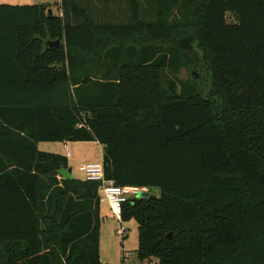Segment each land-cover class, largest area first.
<instances>
[{"label":"trees","instance_id":"1","mask_svg":"<svg viewBox=\"0 0 264 264\" xmlns=\"http://www.w3.org/2000/svg\"><path fill=\"white\" fill-rule=\"evenodd\" d=\"M148 3L0 4V264H103L99 184L44 142L159 192L123 205L141 263L264 264V0Z\"/></svg>","mask_w":264,"mask_h":264},{"label":"rangeland","instance_id":"2","mask_svg":"<svg viewBox=\"0 0 264 264\" xmlns=\"http://www.w3.org/2000/svg\"><path fill=\"white\" fill-rule=\"evenodd\" d=\"M61 0H0V4L7 5H40L49 4L53 10L54 15L59 14V4ZM142 3H147V12L153 14L152 4L149 5V0H141ZM112 8V6H110ZM152 9V10H151ZM112 18L121 19L122 16L110 12ZM232 21L231 16L228 17ZM201 79L202 73L195 69L190 71L188 69H181L179 73L174 74L170 71H165L164 84L168 85L170 82L177 80L187 81L193 77ZM68 151L71 157H67V150L60 142H44L40 143V151L49 153H59L68 159V169L62 172L65 178L76 180H85L84 174L80 171V167L87 163H103V148L98 142H67ZM51 151V152H50ZM64 153V154H62ZM67 174L68 177L65 176ZM150 194L159 196L157 190H149ZM127 230L126 236L118 234L119 223L113 215L109 205L106 201L101 203V224H100V258L103 264H155V262L146 261L141 263L138 260V225L135 220L128 222H121ZM125 253H130L129 258L124 262L123 256Z\"/></svg>","mask_w":264,"mask_h":264},{"label":"built area","instance_id":"3","mask_svg":"<svg viewBox=\"0 0 264 264\" xmlns=\"http://www.w3.org/2000/svg\"><path fill=\"white\" fill-rule=\"evenodd\" d=\"M67 157H70V152L67 146ZM80 171L84 174L85 181L95 182L99 184L101 199L107 202L117 222L119 223L118 234L122 239L126 236L127 230L122 225V210L123 205L132 200L139 199L142 192H149L146 188H137L130 186H119L113 180H108L105 176V168L103 163H87L80 167ZM123 256L124 262L129 258L130 253H125Z\"/></svg>","mask_w":264,"mask_h":264},{"label":"water","instance_id":"4","mask_svg":"<svg viewBox=\"0 0 264 264\" xmlns=\"http://www.w3.org/2000/svg\"><path fill=\"white\" fill-rule=\"evenodd\" d=\"M58 44H59L58 41L55 42V43H48V45H50V46H54V45H58ZM65 176L68 177L67 174H65ZM138 198H139V199H149V200H153V199H156L157 196H156V195H152V194H150V193H148V192H142V193L139 195Z\"/></svg>","mask_w":264,"mask_h":264},{"label":"crops","instance_id":"5","mask_svg":"<svg viewBox=\"0 0 264 264\" xmlns=\"http://www.w3.org/2000/svg\"><path fill=\"white\" fill-rule=\"evenodd\" d=\"M5 5H7V4H5ZM26 5V4H25ZM29 5V4H28ZM11 6H24V5H21V4H17V5H11ZM50 10V12L54 15V12H53V10L50 8L49 9ZM63 15V11H62V8H61V1H60V4H59V14L57 15V16H62ZM63 144V146L65 147V146H67V148H68V144H67V142H65V143H62ZM38 148H39V150H40V144L38 145ZM102 148H103V146H102ZM46 152V151H45ZM51 152V151H50ZM46 153H49V152H46ZM56 154H59V153H56ZM62 154H64V153H62ZM70 157H71V154H70ZM83 166V165H82ZM102 201H104L103 199H101V203H102Z\"/></svg>","mask_w":264,"mask_h":264}]
</instances>
